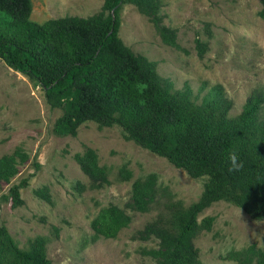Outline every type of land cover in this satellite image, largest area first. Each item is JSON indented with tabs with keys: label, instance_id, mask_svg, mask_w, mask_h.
Returning <instances> with one entry per match:
<instances>
[{
	"label": "trees",
	"instance_id": "16d2710c",
	"mask_svg": "<svg viewBox=\"0 0 264 264\" xmlns=\"http://www.w3.org/2000/svg\"><path fill=\"white\" fill-rule=\"evenodd\" d=\"M257 2V15L264 21V0ZM124 3L148 19L162 44L183 51L175 29L162 24L160 0H102L99 10L86 17L64 16L39 25L28 19L30 0H0V59L34 79L46 103L61 110L54 122L57 134L74 136L86 120L101 127L117 124L127 140L166 158L190 177L206 176L195 201L185 207L178 201L167 203L166 217L147 222L134 235L140 240L156 239L154 247L141 250L152 264H200L192 239L210 229L212 217L197 218L212 202L229 201L252 218L264 219V119L259 117L264 93L251 92L240 112L228 117L231 101L218 87L199 103L191 99L187 86L174 90L157 74L153 61L134 54L117 36L119 8ZM193 42L202 57L205 44L196 37ZM232 154L238 167L229 159ZM26 157L19 149L1 155L0 181L9 182ZM73 159L88 188L108 183L107 169L98 164L93 149L84 146ZM117 177L127 181L131 173L121 165ZM25 181L8 188L5 197L11 206L23 203L18 188ZM158 191L154 173L134 178L124 206L146 212L159 197ZM35 194L50 202L45 188ZM128 223L123 208L102 207L90 221L91 240L113 238ZM52 229L56 233L57 228ZM227 257L237 264H264V252L254 245L230 251ZM0 264H51L45 238L34 236L21 249L1 224Z\"/></svg>",
	"mask_w": 264,
	"mask_h": 264
},
{
	"label": "rangeland",
	"instance_id": "374dc122",
	"mask_svg": "<svg viewBox=\"0 0 264 264\" xmlns=\"http://www.w3.org/2000/svg\"><path fill=\"white\" fill-rule=\"evenodd\" d=\"M30 3L28 19L39 25L64 16L86 17L99 10L102 0ZM259 7L257 0H160L162 24L175 29L181 51L162 44L148 19L124 3L119 8L117 36L134 54L153 61L157 74L174 90L187 86L196 103L218 87L231 101L228 117H235L251 92L264 93V21L257 15ZM195 37L205 44L200 58ZM60 115L58 107L46 103L34 79L0 59V156L14 149L27 156L9 182L0 181V225L21 249L34 236H43L51 264H152L141 250L154 247L156 239H137L136 230L166 217L169 202L185 207L195 201L206 176L190 177L166 158L127 140L117 124L101 127L86 120L76 127L74 136L59 135L54 122ZM259 117L264 119V103ZM84 146L93 149L98 164L107 169L108 183L98 189L87 187L88 180L73 159ZM121 165L131 173L127 181L117 177ZM148 173L156 175L159 197L148 211H131L124 206L130 182ZM23 179L24 185L18 188L23 203L11 206L5 197L8 188ZM77 185L82 188L78 190ZM44 188L50 202L35 194ZM110 204L129 215L128 226L113 238L91 240L90 221ZM203 217L213 220L208 231L201 230L192 239L200 264H237L228 253L248 245L264 252V219H254L224 200L204 208L197 219Z\"/></svg>",
	"mask_w": 264,
	"mask_h": 264
},
{
	"label": "clouds",
	"instance_id": "9594fccd",
	"mask_svg": "<svg viewBox=\"0 0 264 264\" xmlns=\"http://www.w3.org/2000/svg\"><path fill=\"white\" fill-rule=\"evenodd\" d=\"M229 159L231 160L232 164L234 167H238V165H236V157L235 154H232Z\"/></svg>",
	"mask_w": 264,
	"mask_h": 264
}]
</instances>
